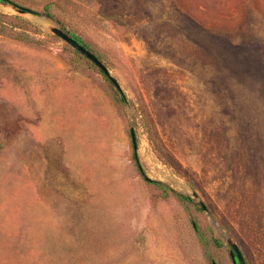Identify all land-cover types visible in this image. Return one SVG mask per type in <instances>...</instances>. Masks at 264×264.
Listing matches in <instances>:
<instances>
[{
	"label": "rangeland",
	"instance_id": "374dc122",
	"mask_svg": "<svg viewBox=\"0 0 264 264\" xmlns=\"http://www.w3.org/2000/svg\"><path fill=\"white\" fill-rule=\"evenodd\" d=\"M16 1L39 13L0 3V264H233L228 238L264 264V0Z\"/></svg>",
	"mask_w": 264,
	"mask_h": 264
},
{
	"label": "trees",
	"instance_id": "16d2710c",
	"mask_svg": "<svg viewBox=\"0 0 264 264\" xmlns=\"http://www.w3.org/2000/svg\"><path fill=\"white\" fill-rule=\"evenodd\" d=\"M0 3H4V4H9V5H12L13 7L17 8L18 10H23L24 12H32V13H39V11L31 8V7H27V6H24L22 5L21 3H19L18 1L16 0H0ZM42 14H46V15H49V16H54V11H53V8L52 6L49 4H47L45 7H44V10L42 12ZM29 26L30 27H34L31 23H29ZM68 33L74 38L76 39L78 42H80L81 44H83L84 46L86 47H90L85 41L84 39L77 33H75L74 31H68ZM75 52L82 55V56H85L83 53H81L80 51H78L77 49H75ZM87 57V56H86ZM87 59L93 64L95 65L97 68L99 67L96 63H94L91 59H89L87 57ZM100 69V72L109 80L113 83V81L108 77V75L99 67ZM134 160L136 162V165L139 169V171L142 173V175H144L146 181L150 184V185H153L157 188H159L160 190H162L163 192L165 193H169V192H173L175 193L182 201H187V202H190L191 201V197L190 196H187V195H184V194H181V193H177L176 191L172 190L169 186H167L164 182H162L161 180H156V179H151L149 178L147 175H145L144 173V170H143V167L141 165V162H140V159H139V154H138V151L137 150H134ZM197 224V223H196ZM197 226H199L197 224ZM212 241H213V244L214 246L218 247V248H222L224 247L223 246V243L221 241L220 238L218 237H213L212 238ZM231 256V255H230ZM232 259V257H231ZM233 261V259H232ZM38 262V261H37ZM37 262H33L31 264H37ZM238 264H240V262L238 261Z\"/></svg>",
	"mask_w": 264,
	"mask_h": 264
},
{
	"label": "water",
	"instance_id": "95a60500",
	"mask_svg": "<svg viewBox=\"0 0 264 264\" xmlns=\"http://www.w3.org/2000/svg\"><path fill=\"white\" fill-rule=\"evenodd\" d=\"M21 12H24L23 10H19ZM52 31L64 39L66 42H68L70 45H72L75 49L83 53L85 56H87L89 59H91L94 63H96L107 75L108 77L113 81V83L120 89V85L116 78H114L109 70L108 67L104 64V62L89 48L78 42L76 39H74L67 31H65L63 28L59 26H53ZM131 135H132V141L134 144L135 150L138 149V143H137V135L134 130V128L131 129ZM203 207L206 209V206L202 204ZM227 242L230 246L229 252L233 259V264H238V261L240 264H246L245 257L243 255L242 250L240 249L239 245L234 242L231 238L227 239Z\"/></svg>",
	"mask_w": 264,
	"mask_h": 264
}]
</instances>
